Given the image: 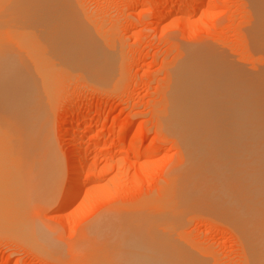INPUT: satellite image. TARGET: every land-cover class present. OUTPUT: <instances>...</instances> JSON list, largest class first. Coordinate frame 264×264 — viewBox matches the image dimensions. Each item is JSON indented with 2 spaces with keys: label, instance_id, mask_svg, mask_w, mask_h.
<instances>
[{
  "label": "rangeland",
  "instance_id": "374dc122",
  "mask_svg": "<svg viewBox=\"0 0 264 264\" xmlns=\"http://www.w3.org/2000/svg\"><path fill=\"white\" fill-rule=\"evenodd\" d=\"M58 1L61 11L76 15V21L85 18L90 31L95 29L105 35L109 52L103 72L112 78V83L91 82L77 72L63 78L64 83L61 81L53 90V94L57 93L55 97L52 94L48 107V134L63 175L50 203H43L37 196L27 197L29 169L21 152L28 146L19 139L26 141L28 135L31 137L26 128L28 113L0 114L1 119L17 125L4 135L7 138L3 136L8 140L10 135L15 140L0 145L5 153L0 158V191H6L5 197L0 194L4 197L0 198L4 200L0 206L6 207L0 208V264H122L118 261L124 257L123 245L132 236L138 239L144 235L149 236L153 252L169 256L174 264H246L245 244L236 223L228 219L226 210L209 204L216 199L210 190L193 192V182L208 179L205 174L196 177L200 164L217 162L205 157L191 161L188 168L182 159V144L179 146L181 142L168 129L172 124L165 123L160 110L164 108L163 96L170 81L169 68L187 50H214L235 68L238 66L232 57L236 58L235 63H243L244 70L245 65L250 68L257 64L250 70L264 65V53L251 36L253 23L262 20L254 15L255 22L249 24L250 9L255 13L256 8L264 6V0H258V4L254 0H208L198 5L196 2L201 0H68L69 4L66 0L70 9L65 4L61 8ZM181 5L186 6L181 16L173 18ZM216 47H225L224 53L231 59ZM242 67L238 69L243 70ZM76 123L79 131L71 138L69 132ZM88 126L91 130L84 133ZM117 133L120 137L116 138ZM79 140L83 146L85 141L91 143L82 175L94 173V177L86 180L77 198L62 210L68 152ZM195 166L199 168L193 171ZM29 212L38 222L40 219L44 241L19 234V225ZM105 214L109 223L105 217L101 219ZM104 219L108 226L115 224V235L120 241H107L111 237L109 227L103 233L105 240L102 233L95 232L94 225ZM88 231L91 237L87 236ZM114 252H118L115 255L119 260L112 257Z\"/></svg>",
  "mask_w": 264,
  "mask_h": 264
},
{
  "label": "bare ground",
  "instance_id": "6f19581e",
  "mask_svg": "<svg viewBox=\"0 0 264 264\" xmlns=\"http://www.w3.org/2000/svg\"><path fill=\"white\" fill-rule=\"evenodd\" d=\"M192 1L195 2V0ZM207 1L201 0L196 4ZM58 2L61 8L62 4L66 6L67 3L60 0ZM182 5L173 18L177 19L181 16L182 8L185 6L182 7ZM193 5L195 6L194 3ZM252 10L250 9L252 22L250 21L249 24L253 23L254 15V18L262 21L253 23V27L250 25L251 36L253 42L264 53L262 51L264 50V6L256 8L255 13ZM63 11L60 10L57 0H0V114L23 111L28 113L30 120L26 128L31 137L29 138L28 135L26 141L19 139L28 146L26 151L21 152L24 155V164L28 165L24 168L29 169L26 175L29 174L30 179H25V182L28 180L30 188L26 190L28 195L33 193L27 197L32 196L35 199L37 196L43 203H50L56 197L55 192L61 185L59 181H62L63 175L60 159L48 134L50 126L48 118L50 108L48 107L51 104L53 90L63 78L71 74L73 76V73L77 72L91 82L106 84L112 81V78L103 72L109 52V46L104 44L103 36L105 35L102 36L101 32L93 28L97 36L94 30L90 31L92 29L87 23L88 20L82 18L76 21V15H69L66 14L68 12ZM99 36H102L104 42H101ZM216 48L218 51L221 49L223 53L226 49L225 47V49ZM194 50H187L183 57L179 56L178 62L175 61V66L169 68L170 81L168 85L166 84L167 88L163 96L164 108L160 110L161 116L165 123L172 124L168 129L173 131L177 141L181 142L179 146L182 144L181 148L183 147L184 150L182 159L185 164L187 163L188 168H191V161H198L205 157L217 162L211 165L200 164V169L196 168L197 165L194 167L193 171L198 169L195 171L196 177L198 174L201 176L205 174L211 180L204 184L208 182V179L202 182H198L199 179H197L196 183H192L193 192L210 190L213 193L216 199H212L209 204L226 210L228 219L235 222L238 230H241L242 236L241 234L240 236L243 238V245L245 244L246 264H264V65L260 64L261 66L250 70L254 65L257 66L252 62L253 65L250 68H246L245 65L244 70L243 63L237 62L241 66L235 63L236 58L232 57L235 62L232 60L231 62H234L237 68L229 64L222 55L214 53V50L202 53ZM251 52L255 53L254 50ZM253 55L256 57V54ZM259 56L261 57V53ZM227 58L230 60L231 56L227 55ZM239 67L243 70L238 69ZM78 125L76 123L70 130L71 138L79 131ZM15 127L17 125L13 122L0 118V145L6 146L10 140H15L13 137L10 138V135L8 140L4 139V137L7 138L4 135L11 133ZM90 130L91 126H88L83 132ZM114 135H117L116 138L120 137L118 133ZM133 138L137 142V134ZM77 142L81 143L80 140ZM77 142L74 148H71L74 150L68 152V176L66 182L64 181L62 210L77 198L83 184L94 175V173L85 177L82 175L88 163V149L91 143L85 141L83 146L82 141L81 146ZM136 151L140 152L139 149ZM3 154L5 155L4 151L0 150V158ZM58 183L60 185L57 186ZM0 189H2L1 186ZM5 192L0 191V194L4 195ZM3 201L0 205H4ZM29 202L27 203L31 207L32 202ZM30 212L24 215V219V216L21 217L20 221L23 220L19 225V234L23 238L44 241L45 234L39 223L41 221L39 219L38 222L34 214ZM1 216L2 214L0 218ZM105 216L107 215L105 214L101 219ZM106 220L98 226L94 225V230L104 235L103 233L109 227L111 233L109 237H112V234L113 237L107 241L116 242L119 237L115 235V224L112 225L113 227L110 226L111 224L108 226L109 220L108 223ZM88 233L87 236L91 237V233L89 231ZM95 237L98 238V235ZM149 240L147 235L138 239L132 236L130 242H127V249L122 244L124 247L122 260L120 261L115 255L118 252H114L115 256L112 255V257L122 264H174L169 256L164 257L161 253L153 252ZM108 251L112 249L108 248Z\"/></svg>",
  "mask_w": 264,
  "mask_h": 264
}]
</instances>
